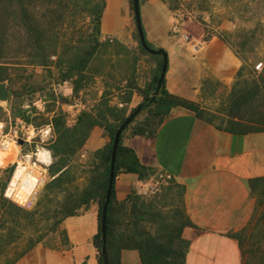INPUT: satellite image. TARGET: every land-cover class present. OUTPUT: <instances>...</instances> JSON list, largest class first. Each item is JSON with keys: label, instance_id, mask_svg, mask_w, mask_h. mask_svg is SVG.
<instances>
[{"label": "rangeland", "instance_id": "rangeland-1", "mask_svg": "<svg viewBox=\"0 0 264 264\" xmlns=\"http://www.w3.org/2000/svg\"><path fill=\"white\" fill-rule=\"evenodd\" d=\"M149 1L140 0L141 6ZM159 1L169 6L178 18L176 22L196 25L203 37L218 36L243 61L231 85L214 77H206L201 83L196 102L215 125L224 124L228 117L229 94L235 85L238 88L264 85V0ZM9 3L10 0L1 2L9 45L7 60L22 64L11 71L12 83L4 81L16 95L12 97L10 92L8 100H0L4 109L0 118V155L15 153L9 156L7 163L0 165V180L7 183V196L36 213L37 222L24 232V240L19 242L21 247L27 243L26 237H41L36 246L59 249L67 244L61 221L69 212H82L84 205H80L78 196L92 171L100 172L99 157L111 139L103 126L96 125L83 147L69 156L56 154L54 157L51 145L57 139L55 120L62 117L66 125L72 127L83 111L98 115L104 110L109 123L116 125L117 118L107 113L106 107L115 108L119 116L127 117L137 106L143 105L132 127L144 124L154 106L150 100L145 101L138 89L148 91L152 99L159 95L161 88L157 91V84L155 90L149 91L148 87L158 73L162 56L152 55L141 47L132 0H128L130 14L124 17L123 35L119 36L105 35L102 29L108 0H25L28 8L49 29L53 51L47 67L25 64L27 40L19 27V19L10 22ZM112 4L121 10L124 8L122 0H112ZM86 51L89 58L86 67L81 69ZM147 59L156 65L150 74ZM260 62L263 69L258 71L255 65ZM40 150H47L50 160H39ZM62 160L68 164V172L60 182H55L53 174ZM19 163L25 168L11 186ZM159 174L146 173L141 179L153 176L152 180L142 190L129 195L138 197L140 228L146 234L159 236L162 242L173 239L172 247L177 248L180 240L189 241L183 235L187 227H200L186 212L185 186L174 178L162 182ZM32 197H35L34 202H31ZM254 209L255 199L251 198L226 233L235 237L243 230L248 231ZM239 246L243 264H249L248 252Z\"/></svg>", "mask_w": 264, "mask_h": 264}, {"label": "crops", "instance_id": "crops-1", "mask_svg": "<svg viewBox=\"0 0 264 264\" xmlns=\"http://www.w3.org/2000/svg\"><path fill=\"white\" fill-rule=\"evenodd\" d=\"M122 4L121 10L108 0L102 27L105 35H123L124 17L130 13L128 0ZM141 14L147 41L168 53L169 92L199 101L206 77L233 83L243 61L218 36L203 37L196 25L176 22L169 6L159 0L142 5ZM147 62L150 74L156 65L150 59ZM122 144L132 149L147 169L170 173L185 186L186 212L200 227L184 230L189 240L185 264H243L242 250L226 230L251 201L249 179L264 176V132L231 133L178 107L153 136L125 129ZM152 177L141 179L137 173L120 172L115 180L117 200L124 201L131 192L142 190ZM61 227L67 244L59 249L37 245L16 264H99L93 241L99 230L97 202L63 218ZM121 264H142L139 251L122 250Z\"/></svg>", "mask_w": 264, "mask_h": 264}, {"label": "trees", "instance_id": "trees-1", "mask_svg": "<svg viewBox=\"0 0 264 264\" xmlns=\"http://www.w3.org/2000/svg\"><path fill=\"white\" fill-rule=\"evenodd\" d=\"M1 2L2 0H0V81L8 80L9 83H12L11 71L22 63L7 60L9 45L6 43V33L3 27L5 18ZM7 7L10 22L15 23L16 18L19 19V27L27 40V50H25L28 55L25 64L47 67L53 51L51 49V38L47 32L49 29H46L44 21L40 20L28 8L25 0H10ZM98 23L100 24V20H98ZM88 52H85L84 64L81 69L86 67L87 59L89 58ZM162 61L163 59L160 61L158 73L148 87L149 91L156 89ZM138 90L142 91L145 101H151L154 109L150 114V118L144 124L132 127L136 117L126 129L132 128L135 133L153 136L171 111L177 107L190 110L198 118L214 124L212 118L205 115L204 108L198 102L169 92L166 87V78L163 81L159 95L154 99L149 97L148 91ZM10 92L12 97L16 95L14 90L10 89ZM229 95L228 117L223 121L224 124L216 125L217 128L235 134L264 132V85L256 84L250 88H238L235 85ZM145 106L146 104H144ZM106 111L117 118L118 123L116 125L109 123L104 110L100 111L98 115L83 111L79 115L77 123L72 127L67 126L63 118L59 117L54 123L57 139L51 145L54 157L56 154L69 156L84 146L94 126H103L110 135V143L107 144L99 157L100 172L92 171L87 184L82 188L78 196L80 205L87 206L91 201H95L99 206V230L93 238L94 244L99 251V264H106L102 255L101 217L108 188L112 144L116 129L126 118L124 115L119 116L115 108L106 107ZM3 114L4 109L0 105V118ZM67 170L68 164L65 160H62L60 167L54 172L52 180L60 182L68 172ZM120 172L137 173L140 178H143L146 173L152 172V170L147 169L139 162L137 155L132 149L122 144V135L116 154L115 179L108 206L107 264H121V252L124 249L138 250L142 264H185L189 241L180 240V245L177 248H173V239L162 242L159 236H153L150 233L146 234L139 224L140 206L138 197L128 195L124 201L117 200L115 180ZM6 185V182L0 180V264H16L41 241V237H26L27 243L21 247L19 242L24 240V232L37 222L36 213L35 211L27 210L7 196L5 194ZM249 185L251 198L255 199V209L249 221V227L246 229L248 231L243 230L241 234H237L235 237L229 236L236 238L239 244L248 252L249 264H264V176L250 178ZM128 203L131 205L130 208ZM75 214L78 213L69 212L63 218Z\"/></svg>", "mask_w": 264, "mask_h": 264}, {"label": "water", "instance_id": "water-1", "mask_svg": "<svg viewBox=\"0 0 264 264\" xmlns=\"http://www.w3.org/2000/svg\"><path fill=\"white\" fill-rule=\"evenodd\" d=\"M133 10H134V16H135V22L139 37V42L143 49L147 51L148 53L152 55H161L162 56V65H161V72L157 83V91L161 88L164 79L166 78V74L168 71V65H169V58L168 53L162 48H153L150 46V44L147 41L146 33L143 25L142 20V14H141V3L140 0H132ZM10 98V89L6 82L0 81V100H8ZM143 108V105L137 106L125 119L124 121L119 125V127L116 129L113 144H112V153H111V163H110V172H109V178H108V188L106 191V199L103 204L102 208V217H101V233H102V255L104 262L108 263L107 258V215H108V206L111 200L112 195V187H113V181L115 179V162H116V154L118 151V147L120 144V138L126 127L134 120V118L141 112ZM20 143H23V140L20 139ZM35 201V197H32L31 202ZM20 203V202H19ZM22 204V203H21Z\"/></svg>", "mask_w": 264, "mask_h": 264}, {"label": "bare ground", "instance_id": "bare-ground-1", "mask_svg": "<svg viewBox=\"0 0 264 264\" xmlns=\"http://www.w3.org/2000/svg\"><path fill=\"white\" fill-rule=\"evenodd\" d=\"M9 143V142H8ZM9 145H11V143H9ZM6 148V147H5ZM15 150V149H14ZM4 151V150H3ZM12 154H15V153H12V152H8L4 155H0V165H3L5 163H7V160L9 158V156H11ZM38 158H40L39 160L42 159L43 162H47L48 161V158L50 160V155L48 153L47 150H43V151H39L38 154H37ZM15 160V159H14ZM11 161V160H10ZM25 167H23V163H19L15 173H14V178L11 182V186H14L16 184V181L17 179L20 177L21 173L23 172ZM22 203V202H21Z\"/></svg>", "mask_w": 264, "mask_h": 264}, {"label": "built area", "instance_id": "built-area-1", "mask_svg": "<svg viewBox=\"0 0 264 264\" xmlns=\"http://www.w3.org/2000/svg\"><path fill=\"white\" fill-rule=\"evenodd\" d=\"M174 30H177V28L175 27ZM255 68L256 70L261 71L263 69V62H260L257 65H255ZM159 176L160 179H162V182H165L173 178V176L170 173H162V174L160 173ZM160 181L161 180H158L157 183H160Z\"/></svg>", "mask_w": 264, "mask_h": 264}]
</instances>
